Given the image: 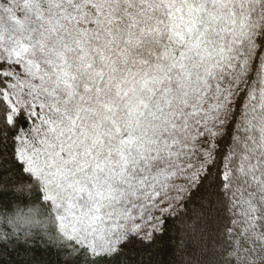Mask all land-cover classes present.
I'll use <instances>...</instances> for the list:
<instances>
[{
    "label": "snow or ice",
    "instance_id": "obj_1",
    "mask_svg": "<svg viewBox=\"0 0 264 264\" xmlns=\"http://www.w3.org/2000/svg\"><path fill=\"white\" fill-rule=\"evenodd\" d=\"M0 264H264V0H0Z\"/></svg>",
    "mask_w": 264,
    "mask_h": 264
}]
</instances>
